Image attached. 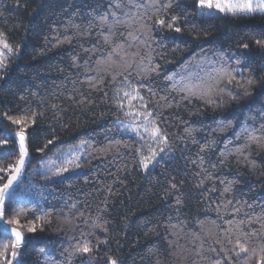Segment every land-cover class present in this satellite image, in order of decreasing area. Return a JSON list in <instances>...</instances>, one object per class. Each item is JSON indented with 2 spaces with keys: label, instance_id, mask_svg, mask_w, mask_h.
<instances>
[{
  "label": "trees",
  "instance_id": "16d2710c",
  "mask_svg": "<svg viewBox=\"0 0 264 264\" xmlns=\"http://www.w3.org/2000/svg\"><path fill=\"white\" fill-rule=\"evenodd\" d=\"M20 3L24 6H18L16 0H0V31L14 49L19 47V53L9 58L5 78L0 79V113L30 115L35 111L43 115L37 116L26 130L30 155L18 190L24 191V199L7 205L5 219L20 213L21 224L39 225L40 217L46 223L42 230L38 227L35 233L26 232L19 264H66L65 250L71 251L81 232L92 230L91 218H95L98 208L104 207L102 202L106 198L103 219L109 221V234L105 237L96 231L109 244L101 246L97 257L108 252L124 264H212L211 259H201L190 241L192 233L199 231L198 221L211 227L209 222L216 220L227 227L217 220L214 202L221 199L229 181L233 182V190L226 197L251 205V208L244 205V212L254 221L248 231L255 229L258 233L247 240L242 238L241 242L249 248L264 244V231L255 222L257 216L264 221V150L256 151L253 145L254 167L243 157L238 160L235 153L236 147L246 140V137L238 139L242 130L258 129L264 124V50L255 44L257 39H264V15L221 14L207 18L195 14L193 0H172L171 8L167 12L162 10L161 15H180L182 33L154 28L151 38L134 32L137 39L130 40L128 32L139 25L122 24L106 44L107 28H101L97 18L110 12L115 0H20ZM124 12L127 9L121 10V20L127 19ZM90 24L95 26L89 27ZM66 39L70 43H58ZM141 41H147L139 48L141 54L150 52L151 66L159 64V71L144 78L136 75L134 65L125 75L146 100L152 101L157 122L167 133L171 146V151L166 150L162 159L158 158L160 162L147 171L137 163L135 149L139 138L121 128L132 121L124 115L127 107L121 111L115 102L117 88L123 86L127 90L124 76L117 77V84H110L113 69H109L100 72L104 82L96 89L89 88L87 83L97 77L98 68H103L97 65V60H106L110 53L112 59L118 60L119 56L112 51L118 44L124 45L120 55L129 53L126 58L131 59L130 54L137 51ZM242 43H248L249 49L242 50L243 56L233 57L232 63L235 66V59L240 58L243 77L254 79L252 95H237L235 100L225 95L223 103L213 96L215 104L199 96L182 99L187 93L181 88L203 85L218 67L216 61L220 56L230 55ZM134 59L138 62L140 58ZM229 121L232 126L221 132ZM185 128L193 129L191 136L185 133ZM17 130V126L0 119V140L9 141L7 146H0V162L11 163L18 156ZM53 137L56 138L53 144L43 152L37 151ZM117 141L130 147H121L118 153L101 151ZM82 142H86L85 153H90L82 161L83 173L47 183L41 181L37 169L40 160ZM206 142L211 147L201 152ZM201 157L203 167L214 180H205L198 186L203 176L195 173L200 171ZM173 177L176 183L184 181L179 193L181 205L176 204L177 197L170 192L168 182ZM213 187L215 192H210ZM79 211L89 218L88 224L79 217ZM0 239L10 243L13 238L4 235ZM207 248L205 243L200 251L214 259ZM230 255L234 253L230 251ZM87 260L86 256L77 257L73 264H87ZM96 264H104L103 259Z\"/></svg>",
  "mask_w": 264,
  "mask_h": 264
},
{
  "label": "snow or ice",
  "instance_id": "6c2138e0",
  "mask_svg": "<svg viewBox=\"0 0 264 264\" xmlns=\"http://www.w3.org/2000/svg\"><path fill=\"white\" fill-rule=\"evenodd\" d=\"M18 6L23 7L20 0H16ZM172 6V0L162 2V0H115L112 10L97 18L98 24L101 28H107V35H105V43L109 42L110 36L115 34V30L122 24L132 27L133 25H139L134 31L128 32V38L130 40H136L137 37L134 32H140L144 37L151 38V34L154 28H167L174 33H182L183 29L179 26L181 23L180 15H161L162 10L167 12ZM192 8L196 15L201 17L212 18L216 15H224L231 17H248L254 15H264V0H193ZM122 9H127V12L123 14L127 17L126 20L120 19V12ZM135 9V11H133ZM141 10L143 14L141 15ZM187 15V13L185 14ZM111 17V23L109 18ZM153 17L155 19L153 20ZM147 18V19H145ZM95 25H89L93 27ZM75 27H79L78 25ZM59 44L70 43L69 39L64 41H58ZM147 41H141L137 51L130 54L124 53L120 55V51H123L124 45L118 44L112 51L119 56L118 60L112 59L110 53L108 58L97 60L98 75L96 78L88 80V87L96 89L98 84H103L104 78L100 75V72H107L109 69H113L110 84H117V77L124 76V82L127 84V90L123 86L118 87L115 92L116 107L123 111L127 107V111H124V115L129 117L133 123L124 125L122 128L129 130L139 138V146L136 147V153L139 157L137 163L144 170H148L150 166H155L162 159V154H166L167 151H171L169 144V137L166 132L162 131L157 122V116L154 108L151 106L152 101L146 100L144 96L140 94L138 87L132 86L128 81L127 75L130 69H133L135 65L136 75L148 77L149 73H156L159 71V64L154 67L151 53L142 55L139 48L145 46ZM255 44L258 48L264 50V39H257ZM131 47V45H129ZM249 44H238L236 50L230 55H222L216 61L218 67L213 69V72L209 76V80L203 85H188L181 88L180 91L186 92L187 95L182 97L186 99L189 96H199L206 98L209 104H215L216 101L212 98L215 96L220 103L224 102V97L227 95L231 100H235L237 95L250 96L252 95V89L254 88L253 78H244L242 69L240 68L241 59L236 58L233 66V57H241L244 52L242 50H248ZM119 50V51H118ZM86 52L89 50L85 49ZM95 52L96 49H92ZM19 53V47L13 48L6 40V34L0 31V79H4L6 73L10 68V57H13ZM135 57H139V61H135ZM88 69H86L87 71ZM240 76V79L237 77ZM235 93V94H234ZM107 95V93H105ZM161 99H165L161 97ZM137 101L138 104L133 102ZM127 102V103H125ZM158 103V102H157ZM53 107H57L53 105ZM43 113H37L32 111L29 115L28 112L21 114H9L8 112L0 113V119L8 121L11 125L17 126L15 132V138L18 143V156L11 163L0 162V237L8 235L12 237L10 243H3L0 239V264H19L18 257L20 255V249L25 243V235L28 233H35L38 227L42 230L46 221L43 217H40L39 225L36 222H32L30 225L21 224L20 213H17L11 219H5L7 214V205L9 203L17 202L24 199V191L20 190V184L22 183L21 177L24 174L25 165L29 158V148L27 144L26 130L30 127V124H34L37 116H42ZM232 126V122L229 121L227 125L220 129L221 132ZM185 133L189 136L192 135L193 129L185 128ZM259 132L260 135H256ZM245 143L239 145L235 149L237 159L243 157V160L248 162L252 167L255 166V161L251 160L253 154V145H255L256 151L264 150V124H261L257 128H244L238 135V139L245 138ZM56 138L50 139L44 145V148H39L37 151L43 152L48 145L53 144ZM195 143V141H193ZM82 142L80 151H69L64 154L63 158L56 160H48L47 162L41 161V167L46 169L47 174L45 180L50 181L53 177H63L65 173L74 172L76 169L83 167L80 163L81 153H83L84 144ZM9 141L7 139L0 140V146H7ZM121 147L128 148L129 144L117 141L115 144H110L101 149L105 154L110 152H120ZM211 147V143L206 142L201 146V152ZM84 155H90V153H83ZM224 157V153H221ZM160 158V159H158ZM226 159V157H225ZM224 160H221L223 163ZM195 163V161L193 162ZM203 158H200V171L195 173L197 176H203L199 181L198 186H202L205 180H214L211 173L203 167ZM213 167H215L213 165ZM175 177L169 180L170 192L176 195V204L181 205L180 188L183 186L184 181L179 183L174 182ZM221 184H225V181L221 180ZM233 182L229 181L225 184L220 196L221 199L216 203L215 211L217 213V220L223 221L227 227H222L216 220H211L209 223L211 227L205 226V221H198L199 231L192 233L191 244L196 246L197 254L201 259L212 260V264H252L253 260L255 264H264V244H261L259 248H249L245 243H242V238L247 240L250 236H257L258 233L255 229H251L254 221L252 216L244 212V205H247L245 201L241 204L240 201H235L226 197V194L232 192ZM210 192H215V187L209 189ZM108 192L111 193V188H108ZM167 197H165L166 199ZM29 203L32 201L29 200ZM103 208H98L95 218H91V231L81 232L80 239L72 247L71 251L67 252L66 264H73L74 258L88 257L87 264H96L97 260L103 259L104 264H124L123 260L118 259L108 252L104 253L103 257H97L95 254L99 252L101 246L107 247L109 240L99 238L97 235V229L100 234L105 237L109 234V221L103 219V214L107 209V198L102 202ZM239 205V206H237ZM75 208V204L72 205ZM251 208V205H247ZM229 209H231L229 211ZM179 211V209H177ZM243 213V218L241 217ZM78 215L84 219V223H89V218L85 217L83 211H79ZM230 215L231 219H224L225 216ZM256 223H260L262 231H264V221L261 216H257ZM187 223V221H185ZM71 226V225H70ZM94 238V239H93ZM234 240V244H233ZM205 243L208 244L207 251L214 255L212 257L204 256L200 251L204 248ZM226 245H232L231 249ZM230 251L234 253L230 255ZM242 258V259H241Z\"/></svg>",
  "mask_w": 264,
  "mask_h": 264
},
{
  "label": "rangeland",
  "instance_id": "374dc122",
  "mask_svg": "<svg viewBox=\"0 0 264 264\" xmlns=\"http://www.w3.org/2000/svg\"><path fill=\"white\" fill-rule=\"evenodd\" d=\"M130 123H133V121H131L129 123H126L125 125L130 124ZM122 130H123L124 133H132L131 131L125 130L123 128H122ZM80 145H81V143H79V144H77L75 146H72V147H70V148H68V149H66V150H64L62 152H59V153H57V154H55V155H53L51 157L44 158V159L40 160L39 163H38V168L37 169H38V172L40 174L41 181L44 182V183H47V182H51V181H55V180L64 178L66 176L78 175V174L83 173L84 170H83V167H81V168L76 169L74 172L65 173L63 177H53L52 180L46 181L45 178H44L45 175L47 174L46 169L41 167V161L47 162L48 160H56L58 158H63L64 154L68 153L69 151H80V148L78 147ZM83 153H85V146L83 148ZM83 153H81V160H80L81 164H82V161L85 160V157H86V155H84Z\"/></svg>",
  "mask_w": 264,
  "mask_h": 264
}]
</instances>
